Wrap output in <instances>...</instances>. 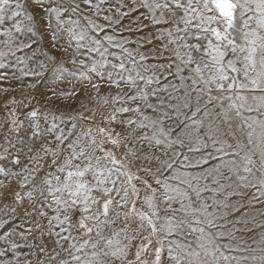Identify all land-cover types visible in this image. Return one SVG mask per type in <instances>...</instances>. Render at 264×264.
Here are the masks:
<instances>
[{"label": "snow or ice", "instance_id": "obj_1", "mask_svg": "<svg viewBox=\"0 0 264 264\" xmlns=\"http://www.w3.org/2000/svg\"><path fill=\"white\" fill-rule=\"evenodd\" d=\"M0 264H264V0H0Z\"/></svg>", "mask_w": 264, "mask_h": 264}]
</instances>
